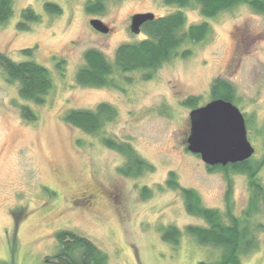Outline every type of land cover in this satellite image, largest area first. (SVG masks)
Here are the masks:
<instances>
[{
	"label": "rangeland",
	"instance_id": "rangeland-1",
	"mask_svg": "<svg viewBox=\"0 0 264 264\" xmlns=\"http://www.w3.org/2000/svg\"><path fill=\"white\" fill-rule=\"evenodd\" d=\"M46 1L61 7L58 14L44 9ZM88 0H14L12 16L0 24V53L13 60L33 59L52 77V87L41 104L20 98L18 84L9 82L0 68V264H49L58 249L59 229L90 239L107 256L106 264H199L213 262L220 249L200 245L185 232L187 225H206L186 212L177 190L165 185L169 171L182 186L195 189L202 203L226 218V194L233 213L245 208L248 187L245 174L208 169L198 154L186 148L189 112L183 104L191 96L198 106L212 98L215 78L229 81L243 115L264 119V15L238 5L208 18L198 6L182 8L186 26L207 21V36L184 42L148 79L141 71L118 73L116 86H83L75 80L88 48L100 50L113 61L116 47L145 37L133 33L134 13L155 16L175 11L163 0H104L100 14H88ZM30 7L39 19L28 29L17 27L22 9ZM92 18L108 26L102 33ZM32 48L31 54L22 53ZM190 50L185 57L180 54ZM130 78L126 81L124 77ZM107 102L116 108L115 119L102 131L87 134L64 122L65 111L92 109ZM30 105L35 120L23 117ZM255 127L247 129L254 147L251 156L264 154L263 139ZM104 137L131 144L152 165L136 177L117 168L125 158L103 143ZM264 183V165L259 173ZM162 186L158 189L157 186ZM151 189L142 197L141 188ZM262 224L254 229V224ZM257 246L240 264H264V216L252 217ZM181 230L177 244L161 239V229Z\"/></svg>",
	"mask_w": 264,
	"mask_h": 264
},
{
	"label": "trees",
	"instance_id": "trees-1",
	"mask_svg": "<svg viewBox=\"0 0 264 264\" xmlns=\"http://www.w3.org/2000/svg\"><path fill=\"white\" fill-rule=\"evenodd\" d=\"M14 0H0V24L6 22L13 13ZM166 5H175L178 8L168 14L155 16L152 20L144 22L140 31L145 33L142 39L120 43L115 51L113 61L98 49L88 48L83 53L84 63L77 69L75 80L83 86H116V75L132 71H141V77L148 79L162 63L177 55L178 48L187 40L197 42L204 39L209 31L207 21H201L186 26L185 15L182 8L198 6L200 13L208 18L214 17L224 10L232 9L238 5H247L257 13L264 15V0H163ZM48 13L58 14L61 7L50 1L44 3ZM105 9L104 0H88L85 11L88 14H100ZM39 19V15L30 7L22 9L17 27L28 29L29 22ZM32 48H25L22 53L31 54ZM190 50H184L180 55L185 57ZM0 68L9 82L18 84V94L21 99L33 104H41L52 87V77L49 70L33 59L13 60L8 55L0 53ZM126 81H130L127 76ZM212 98H223L236 103L233 85L223 79L215 78L211 86ZM199 98L188 97L183 104L195 108ZM25 119L35 120L36 114L28 104L21 106ZM116 108L107 102L98 103L92 109H69L64 112L62 119L69 125L76 127L87 134H96L104 126L115 119ZM248 130L256 125L255 119L244 115ZM255 133L262 137L264 146V119L255 127ZM103 143L108 148L124 156L125 162L117 168L123 176L136 177L143 171L153 167L141 158L134 148L125 141H116L104 137ZM264 165V154L259 159L252 157L236 163L226 165L208 166V169L223 170L228 177L229 172L242 173L246 176L248 197L245 208L240 215L233 213L229 201L228 189L226 194V218L224 221L221 212L216 208L205 206L198 192L182 186L177 174L169 171L165 185L177 190L183 198L187 213L200 217L206 225H187L185 232L191 235L200 245H211L220 249V254L213 262L199 261V264H240L241 257L257 246L254 229H261L262 224L252 225V217L264 216V183L259 173ZM158 189L162 186L158 185ZM142 197H148L151 189L147 186L141 188ZM181 230L175 225H167L161 229V239L165 242L177 244ZM54 237L58 242V249L52 256L49 264H106L107 256L90 239L71 230L59 229Z\"/></svg>",
	"mask_w": 264,
	"mask_h": 264
},
{
	"label": "water",
	"instance_id": "water-1",
	"mask_svg": "<svg viewBox=\"0 0 264 264\" xmlns=\"http://www.w3.org/2000/svg\"><path fill=\"white\" fill-rule=\"evenodd\" d=\"M154 17L152 12L134 13L130 30L139 33L141 25ZM90 25L102 33L109 29L98 18H92ZM186 148L198 154L210 167L241 162L254 153V147L247 137L243 113L234 103L223 98H213L191 109Z\"/></svg>",
	"mask_w": 264,
	"mask_h": 264
},
{
	"label": "flooded vegetation",
	"instance_id": "flooded-vegetation-1",
	"mask_svg": "<svg viewBox=\"0 0 264 264\" xmlns=\"http://www.w3.org/2000/svg\"><path fill=\"white\" fill-rule=\"evenodd\" d=\"M47 261H51V260H48V259H46Z\"/></svg>",
	"mask_w": 264,
	"mask_h": 264
}]
</instances>
